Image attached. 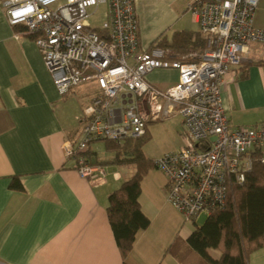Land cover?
Wrapping results in <instances>:
<instances>
[{
    "label": "crops",
    "instance_id": "crops-1",
    "mask_svg": "<svg viewBox=\"0 0 264 264\" xmlns=\"http://www.w3.org/2000/svg\"><path fill=\"white\" fill-rule=\"evenodd\" d=\"M5 1L0 0V264H124L109 222V196L134 175V167L110 165L105 181L90 182L63 151L67 140L79 138L77 118L99 88L88 82L61 96L34 38L23 26L9 24ZM191 1L135 0L140 48L171 42L181 32L200 35ZM106 12L107 6L99 8L94 25ZM254 26L264 30V0L255 10ZM157 71L173 72L178 82L176 71ZM151 84L162 91L175 85ZM222 98L234 127L264 123V48L254 46L242 64L232 67ZM107 143L93 144L84 156L92 164L113 161L116 151L107 150ZM183 146L181 137L179 149ZM14 181L22 191L11 189ZM141 189V208L151 225L138 234L126 263L203 264L188 243L197 223L185 224L168 202L165 175L150 171ZM249 264H264V248L251 255Z\"/></svg>",
    "mask_w": 264,
    "mask_h": 264
},
{
    "label": "built area",
    "instance_id": "built-area-1",
    "mask_svg": "<svg viewBox=\"0 0 264 264\" xmlns=\"http://www.w3.org/2000/svg\"><path fill=\"white\" fill-rule=\"evenodd\" d=\"M259 1L192 0L205 48L186 53L140 48L135 0H6L4 6L9 24L34 38L61 96L88 82L99 88L77 118L79 138L63 144L80 177L97 182L109 175L84 156L93 144L123 147L144 137L152 122L183 120L184 146L154 165L167 179L168 202L195 225L224 210L230 183L243 185L254 162L264 163V123L234 127L222 98L232 67L254 46L264 48V30L254 26ZM103 5L105 19L94 25ZM157 70L176 71L178 82L160 90L148 81Z\"/></svg>",
    "mask_w": 264,
    "mask_h": 264
},
{
    "label": "trees",
    "instance_id": "trees-1",
    "mask_svg": "<svg viewBox=\"0 0 264 264\" xmlns=\"http://www.w3.org/2000/svg\"><path fill=\"white\" fill-rule=\"evenodd\" d=\"M156 47L203 50L205 41L200 35L181 32L174 35L171 42L159 41ZM148 141L147 133L142 138L128 140L123 149L115 150L114 144L109 143L114 146L116 156L113 161L103 162L129 164L135 170L134 175L109 196V222L124 264L138 234L151 225L140 203L142 182L150 171L157 169L154 160L148 159L143 151ZM11 189L23 190L19 181H14ZM188 243L203 264H249L251 255L264 248V163L260 159L254 162L243 185L230 183L226 208L214 211L203 226H195ZM211 253H216L218 258Z\"/></svg>",
    "mask_w": 264,
    "mask_h": 264
},
{
    "label": "rangeland",
    "instance_id": "rangeland-1",
    "mask_svg": "<svg viewBox=\"0 0 264 264\" xmlns=\"http://www.w3.org/2000/svg\"><path fill=\"white\" fill-rule=\"evenodd\" d=\"M100 17L101 13L96 15L94 20L100 19ZM186 52L184 51L182 53ZM148 80L151 83L157 84L161 88H167L176 83V75L169 71H156L149 75ZM180 126L181 118L178 117H172L166 121H160L155 124H151L149 126V141L143 148V151L146 153L147 157L151 158V160H155L165 154L177 152L179 150L181 134L183 133V129L179 128ZM108 144L109 143L106 145V149L109 151L114 149L116 150V148L123 149L126 145L125 144L123 147L114 145V148V146ZM103 162H106V160L91 164L108 169L110 165H106ZM128 166L127 168H130V166ZM206 220L207 216L202 215L197 221V226H203Z\"/></svg>",
    "mask_w": 264,
    "mask_h": 264
}]
</instances>
